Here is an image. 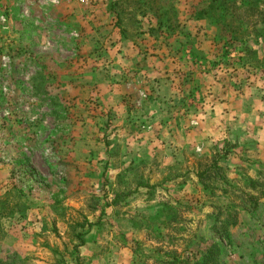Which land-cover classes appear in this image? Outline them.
<instances>
[{"label": "rangeland", "instance_id": "1", "mask_svg": "<svg viewBox=\"0 0 264 264\" xmlns=\"http://www.w3.org/2000/svg\"><path fill=\"white\" fill-rule=\"evenodd\" d=\"M149 1L0 0V264H165L211 242L225 264H264V197L243 209L264 162L206 129L216 83L263 125L264 50L251 24L235 35ZM156 7L177 11L167 32Z\"/></svg>", "mask_w": 264, "mask_h": 264}, {"label": "trees", "instance_id": "2", "mask_svg": "<svg viewBox=\"0 0 264 264\" xmlns=\"http://www.w3.org/2000/svg\"><path fill=\"white\" fill-rule=\"evenodd\" d=\"M151 1V2H150ZM149 3H155V0H150ZM186 4V14L196 22L205 21L206 23L210 24H218L221 23L223 27L227 28L230 32H233L235 35L238 33L237 30H230L232 24L237 23L240 27L245 26L243 32L247 31L248 27L245 24H251L253 27V36L254 40L256 41L257 47L260 51L263 52L264 50V0H185ZM147 7H150L146 4ZM173 13L170 11L162 10L161 7L155 8L153 16L155 18V29L154 32L157 33H164L167 30L171 29V21H169L168 15H171L173 21L176 20L178 14L177 11L174 9L172 10ZM111 12H115V6L112 4ZM118 16V15H117ZM227 18L229 20H227ZM220 20L223 22H220ZM169 21V23H168ZM122 32V31H121ZM124 32V31H123ZM249 54L253 56H258L259 58L261 54L258 51H250ZM223 145L228 144L226 141L222 142ZM235 148V145H230L229 149L232 150ZM228 152L225 153V155ZM217 162H214L212 168H216ZM199 178L203 176L202 174L197 175ZM250 186L252 189H256L259 185L257 181H250ZM9 193H5L3 198L0 199V206H4L3 204L6 203L8 199ZM247 200L252 202V205L249 209L244 207L243 209L248 213L251 210L256 209L258 206V202L262 197H264L263 191H258L257 195H253L252 193L246 194ZM7 202V205L8 206ZM15 210L7 211V216L10 215L12 217V213H21V207L19 205H14L13 209ZM23 212V211H22ZM1 213V211H0ZM236 225L235 222L230 221L225 225V223L219 224V228L221 232L225 235V232L228 231L230 226ZM223 237V236H222ZM228 242H231V238L229 234L224 236ZM78 241V247L76 246L73 250V253L76 256V260L78 259V248L85 244L84 236L78 235L76 237ZM165 264H225L223 260L220 259V248L216 242H211L206 246L204 249L203 254L198 258L192 261L187 260H180L177 258H173L170 261H165Z\"/></svg>", "mask_w": 264, "mask_h": 264}, {"label": "crops", "instance_id": "3", "mask_svg": "<svg viewBox=\"0 0 264 264\" xmlns=\"http://www.w3.org/2000/svg\"><path fill=\"white\" fill-rule=\"evenodd\" d=\"M233 96L234 95H232L227 89H223L221 84L216 83V85L213 86V94L210 97L209 102L214 110L213 113H211V116H214V118L216 117L217 119L213 122V125H210V127L206 129L212 134L217 128L216 132L223 134L222 139H232V137H234L233 135H235V137L239 139V145H245L247 148H250V150L244 154L245 157L264 162V123L263 125H259L260 122H258V115L249 108L248 104L250 101L247 99V96H239L236 97V99H234ZM243 109H246L250 114H243ZM224 110H226V112ZM261 118L264 120L263 116ZM230 120L232 123L229 122ZM234 121H236L237 124H239L238 122L240 121L261 128L255 132H248L247 136L244 131L240 130L233 131L232 134L228 133L229 124H232L231 129H233V127H238L235 123V125L233 124ZM218 123L219 125H217ZM215 125L217 126L214 128ZM203 138L204 137H202L201 140H204Z\"/></svg>", "mask_w": 264, "mask_h": 264}, {"label": "built area", "instance_id": "4", "mask_svg": "<svg viewBox=\"0 0 264 264\" xmlns=\"http://www.w3.org/2000/svg\"><path fill=\"white\" fill-rule=\"evenodd\" d=\"M76 0H36L37 4L41 6H57L60 3H71L75 2ZM26 12V11H24Z\"/></svg>", "mask_w": 264, "mask_h": 264}]
</instances>
